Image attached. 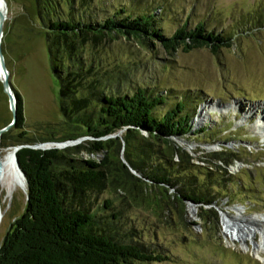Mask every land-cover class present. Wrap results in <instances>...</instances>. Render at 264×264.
Segmentation results:
<instances>
[{
    "label": "rangeland",
    "instance_id": "rangeland-1",
    "mask_svg": "<svg viewBox=\"0 0 264 264\" xmlns=\"http://www.w3.org/2000/svg\"><path fill=\"white\" fill-rule=\"evenodd\" d=\"M92 1L93 8L89 12L81 6L86 4L85 0L73 1L76 13L101 21L100 13L106 2L126 5L130 12L131 9L150 11L154 13L156 27L165 37H171L183 24L191 29L199 22L215 32L234 31L242 28L251 15L261 9L264 11V0ZM4 2L6 20L1 47L12 86L23 100L25 121L21 129L12 126L9 98L0 79V129L11 126L2 133L8 139L0 148L3 154H8L24 146L17 145L16 141L30 139L33 144L30 147L42 145L36 150L56 149V145L64 142L42 143L51 136L60 137L62 128L56 126L63 122V115L59 107L60 83L47 52L37 2ZM58 8L68 14L66 0H59ZM247 34L236 38L229 49H222L217 56L208 48H196L187 53L179 47L169 53L156 40L116 36L100 40L89 36L84 58L92 63V75L104 73L106 76L99 86L103 93L131 96L137 88L143 87L154 96L167 95L169 105L177 99L192 98L186 103L191 110L190 132L185 138L171 140L192 166L211 175V178L200 176L202 180L198 183L210 190L211 198L207 200L212 203L204 206L186 202V207H182L173 198L174 190H168L167 194L161 192L163 197L156 187L150 186L144 194L135 196L136 201L123 191L111 189L104 190L94 200L97 207L102 206L104 199L113 200V208L102 210L100 215L109 221L112 213L117 214V220L108 228L115 238L164 258L162 262L150 264H263L253 254L260 232L245 241V247L238 238L231 241L225 236L223 224L224 216H235L233 209L240 211L238 215L244 222L264 220V138L261 131L255 129L260 115L264 117V28ZM205 104L210 108L203 114L204 121L199 122L198 114ZM253 107L257 109H251ZM202 128L207 129L208 135L198 134ZM123 132L113 138L122 136ZM142 134L148 136L146 132ZM89 140L91 138H82L78 145ZM73 155L83 161L103 159L101 153L88 154L84 150ZM217 156L223 161L217 160ZM120 159L123 160L122 152ZM173 162H181L178 155ZM25 184L24 191L16 187L10 197L2 195L0 245L11 225L24 214L28 198ZM257 226L264 229L259 223Z\"/></svg>",
    "mask_w": 264,
    "mask_h": 264
},
{
    "label": "trees",
    "instance_id": "trees-1",
    "mask_svg": "<svg viewBox=\"0 0 264 264\" xmlns=\"http://www.w3.org/2000/svg\"><path fill=\"white\" fill-rule=\"evenodd\" d=\"M73 1L66 0L69 11L64 14L58 8L59 0H36L47 52L60 83L59 107L63 115V122L56 126L62 128L60 137L51 136L42 143H65L86 137L91 140L64 150H36L30 147V139L16 141L17 145L27 146L18 151L17 160L27 182L28 200L24 214L11 225L0 245V264L162 262L161 255L115 238L108 228L117 220V214L112 213L109 221L100 215L102 210L113 208V200L104 199L100 207L94 200L111 189L123 191L136 201L135 196L144 194L150 186L156 187L162 196L161 192L174 190L173 198L182 207H186V202L204 206L212 203L207 200L211 198L210 190L198 183L200 176L211 175L192 166L171 140L189 134L191 110L186 103L192 98L177 99L169 105L167 95L154 96L143 87L131 96L103 93L99 86L106 76L92 75V63L84 58L89 36L100 40L114 36L156 40L169 53L179 47L187 53L208 48L217 56L222 49H229L236 38L263 29L264 11L251 15L242 28L234 31L215 32L199 22L191 29L183 24L171 37H165L154 23L153 12H130L126 5L106 2L100 13L102 20L93 21L76 13ZM92 2L80 5L89 12ZM15 95V128L21 129L25 121L23 100L17 91ZM122 131V136L113 138ZM206 132L202 128L198 134L206 136ZM7 139L6 134L1 136L0 147L5 146L3 141ZM83 150L88 154L101 153L103 159L97 162L75 158L73 154ZM175 155L180 163L173 162Z\"/></svg>",
    "mask_w": 264,
    "mask_h": 264
},
{
    "label": "bare ground",
    "instance_id": "bare-ground-1",
    "mask_svg": "<svg viewBox=\"0 0 264 264\" xmlns=\"http://www.w3.org/2000/svg\"><path fill=\"white\" fill-rule=\"evenodd\" d=\"M0 8L6 9L5 2L0 1ZM1 74V73H0ZM1 76V75H0ZM2 80V77H0ZM232 106H228L227 108H231ZM234 107V106H233ZM209 109L210 107L208 104H205L201 108V112L198 114V121H204L202 120L203 114H205V110ZM236 108V107H235ZM251 109H257V107H253ZM259 109V108H258ZM211 111V110H210ZM263 115V114H262ZM260 117L257 120L256 128L261 131L262 137L264 138V117ZM201 118V119H200ZM200 119V120H199ZM198 122V123H199ZM14 156L13 152H9L8 154H3L2 150L0 149V164H1V170H0V216H1V204H2V195L5 193L7 196L10 197L12 194V190L16 187L25 190V183L20 175L18 173V170L16 168V165L14 163ZM235 216L231 218L230 216H224L223 218V224L225 225L226 229V237L234 240L239 239L243 242V246L246 247L245 241L251 240L253 236H255L256 232H260V241L259 243L254 244V250L253 254L258 258L263 264H264V229L259 228L257 226V223L264 226V220L262 219H255L254 221L246 220V222L243 221V217H239L240 211L238 209H233ZM241 218V219H239ZM246 223V225H244Z\"/></svg>",
    "mask_w": 264,
    "mask_h": 264
},
{
    "label": "water",
    "instance_id": "water-1",
    "mask_svg": "<svg viewBox=\"0 0 264 264\" xmlns=\"http://www.w3.org/2000/svg\"><path fill=\"white\" fill-rule=\"evenodd\" d=\"M0 1L3 2L4 0H0ZM5 20H6V9L0 8V73H1L0 77H2V84H3L4 91L9 98L10 110L13 114V124H12V126H13L16 124V120H17V99H16V95H15V90L12 86L11 81H10V73L7 69L5 58H4V55L2 52V47H1V42H2V38H3V27H4ZM10 127L11 126L0 130V138L2 136V133H4L5 131H8ZM81 141H82V139H79L77 141H70V142H66L63 144L61 143L60 145H56V146H57V148H60V149L62 147L63 148L64 147H71V146L78 145ZM23 147H25V146H23ZM23 147L14 148L13 156L15 158L14 163L16 165L18 173H20V175L22 176L24 181H26L24 174L22 173V171L19 167L17 156H16V153L19 151V149H22ZM39 147H42V145H40ZM39 147H37V148H39ZM31 148L37 149L36 147H31ZM0 170H1V164H0ZM25 183H27V182H25ZM27 200H28V198H27Z\"/></svg>",
    "mask_w": 264,
    "mask_h": 264
}]
</instances>
